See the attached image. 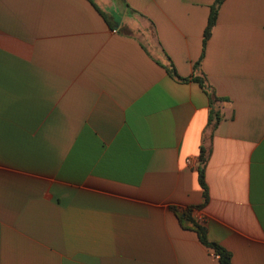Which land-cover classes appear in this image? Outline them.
<instances>
[{"label":"crops","instance_id":"obj_1","mask_svg":"<svg viewBox=\"0 0 264 264\" xmlns=\"http://www.w3.org/2000/svg\"><path fill=\"white\" fill-rule=\"evenodd\" d=\"M116 1L0 0V264H264V0Z\"/></svg>","mask_w":264,"mask_h":264},{"label":"trees","instance_id":"obj_2","mask_svg":"<svg viewBox=\"0 0 264 264\" xmlns=\"http://www.w3.org/2000/svg\"><path fill=\"white\" fill-rule=\"evenodd\" d=\"M223 1L224 0H215L213 5L211 6L209 19H208L206 28L203 32V40H202L203 49L205 46V42L208 39V37L211 33V29L215 23L218 8L222 4ZM203 49H202V53H203ZM201 58H202V54H201ZM199 63H200V58L197 61V63L195 64V68H197L199 66ZM166 71L170 77H172L178 81L192 80V81L199 84V86L201 87L203 92L206 94V96L208 98L209 105L211 107V110L209 112V120H208V125L211 126L212 121L217 120V118H218L217 113L214 110H212V107H213V104L219 99L210 91L209 87L205 84L203 78L202 77H192L190 79L180 78L175 73V70L173 69L171 64L166 68ZM206 162H207V153L205 150L200 148V153L198 156L197 180H198V184H199L200 188L202 189V195H203L204 199L207 198V187H206L205 180H204V171H205ZM185 217H187V214H185ZM188 223L190 224L191 229L197 234V238H198L199 242L201 243V245H203L205 248H207L214 255L217 256V264H230V260H231L230 253L228 251H226L224 248H222L220 245H218L217 243L208 240L205 228L196 224L192 220L188 221Z\"/></svg>","mask_w":264,"mask_h":264},{"label":"rangeland","instance_id":"obj_3","mask_svg":"<svg viewBox=\"0 0 264 264\" xmlns=\"http://www.w3.org/2000/svg\"><path fill=\"white\" fill-rule=\"evenodd\" d=\"M115 1H116V0H115ZM116 2H117V1H116ZM215 122H216V120H213V121H212V124H215Z\"/></svg>","mask_w":264,"mask_h":264}]
</instances>
